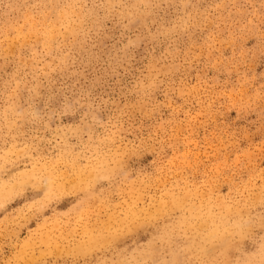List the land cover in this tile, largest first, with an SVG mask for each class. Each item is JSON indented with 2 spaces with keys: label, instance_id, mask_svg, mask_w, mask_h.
<instances>
[{
  "label": "rangeland",
  "instance_id": "1",
  "mask_svg": "<svg viewBox=\"0 0 264 264\" xmlns=\"http://www.w3.org/2000/svg\"><path fill=\"white\" fill-rule=\"evenodd\" d=\"M0 264H264V0H0Z\"/></svg>",
  "mask_w": 264,
  "mask_h": 264
}]
</instances>
